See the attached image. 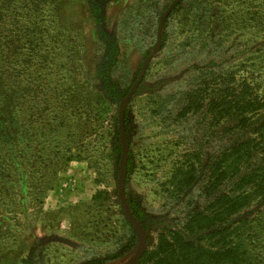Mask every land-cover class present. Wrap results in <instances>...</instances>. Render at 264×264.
Listing matches in <instances>:
<instances>
[{"label": "rangeland", "instance_id": "1", "mask_svg": "<svg viewBox=\"0 0 264 264\" xmlns=\"http://www.w3.org/2000/svg\"><path fill=\"white\" fill-rule=\"evenodd\" d=\"M27 1L0 0V78L9 80L0 79L2 126L9 134L0 139V264H87L128 246L117 194V108L154 49L171 0ZM201 1L181 0L170 11L162 46L126 105L130 160L122 192L139 211L146 248L164 226H176L194 200L170 180L190 148L186 131L175 139L174 93L187 86L194 67L210 61L237 68V77L264 90V0L217 3L214 61L182 17ZM244 212L256 216L264 202L253 201ZM137 233L134 248L107 264L133 262Z\"/></svg>", "mask_w": 264, "mask_h": 264}, {"label": "trees", "instance_id": "2", "mask_svg": "<svg viewBox=\"0 0 264 264\" xmlns=\"http://www.w3.org/2000/svg\"><path fill=\"white\" fill-rule=\"evenodd\" d=\"M219 1L202 0L199 8H187L182 13L189 28L198 31L213 61L217 46L213 39L220 36L214 27H219L221 22H217L221 14ZM2 50L0 46V56ZM203 63L194 67L196 71L187 86L179 88L171 102V125L179 128L175 139L184 138L182 132L186 131L190 148L186 151L187 164L178 163L170 180L180 194L187 190L194 195V200L184 207L176 226H164L158 231L155 242L145 249L136 264L264 262V250L259 249L264 241L258 240L264 234V212L256 216L244 212L253 201L255 205L264 202V90L246 77H237L235 67L224 68L211 61V64ZM3 81L9 85L8 78ZM2 120L0 111L1 126ZM123 120L129 145L127 107ZM6 135L9 134L2 126L0 139ZM115 138V151L121 160L117 127ZM2 143L3 146L10 144L6 140ZM195 188L198 192L193 194ZM126 202L139 227L146 232L145 227L140 226L139 211L133 210L128 200ZM124 220L127 225L124 237L128 242L125 251L93 256L87 264H107L134 248L137 230Z\"/></svg>", "mask_w": 264, "mask_h": 264}, {"label": "water", "instance_id": "3", "mask_svg": "<svg viewBox=\"0 0 264 264\" xmlns=\"http://www.w3.org/2000/svg\"><path fill=\"white\" fill-rule=\"evenodd\" d=\"M181 0H171V2L168 4V6L164 9L162 12L158 25H157V31H156V41H155V46L154 49L148 54V56L145 58L139 73L131 85L130 89L128 92L123 96V98L119 101L118 108H117V129H118V136H119V142L121 146V161L119 165V173H118V181H117V194H118V199L120 203L121 210L123 212V215L127 219V221L136 229L138 232L141 234V245H140V250L138 254L135 256L133 259V262L131 264H136L139 259L141 258L142 254L144 253L146 249V234L142 230V228L139 227L138 222L136 219L132 216L129 207L127 205V202L125 200V197L122 192V183L123 179L126 173V168H127V162H128V145L125 137V130H124V111L126 108L127 103L129 102L130 98L133 96L135 93L137 87L139 86L144 72L146 70L147 65L149 64L150 60L152 57L158 52L160 45H161V34H162V26L163 23L166 19V17L169 15L170 11L177 5L178 2Z\"/></svg>", "mask_w": 264, "mask_h": 264}]
</instances>
